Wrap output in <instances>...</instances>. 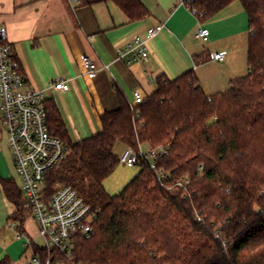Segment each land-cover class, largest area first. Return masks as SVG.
I'll list each match as a JSON object with an SVG mask.
<instances>
[{"label": "trees", "instance_id": "trees-1", "mask_svg": "<svg viewBox=\"0 0 264 264\" xmlns=\"http://www.w3.org/2000/svg\"><path fill=\"white\" fill-rule=\"evenodd\" d=\"M138 21L150 12L140 0H109ZM240 2L248 16V73L207 94L191 70L157 78L143 102L119 90V107L102 129L73 141L52 101L47 122L66 147L46 175L48 198L70 185L96 213L93 233L73 255L84 264H264V0H198L205 19ZM206 55L196 57L197 61ZM120 142L138 153L163 146V173L140 158L138 174L118 194L104 186L120 162ZM20 228L28 213L22 189L2 183ZM41 264H69L58 249L34 245ZM0 264H6L5 260Z\"/></svg>", "mask_w": 264, "mask_h": 264}, {"label": "crops", "instance_id": "crops-1", "mask_svg": "<svg viewBox=\"0 0 264 264\" xmlns=\"http://www.w3.org/2000/svg\"><path fill=\"white\" fill-rule=\"evenodd\" d=\"M140 1L150 14L132 22L109 0H0V23L7 29L26 80L45 92V101L55 104L73 141L102 129L101 117L119 107V90L134 103L135 92L151 94L160 76L175 79L193 70L204 91L212 95L227 90L234 78L248 73L250 27L240 2L199 20L179 6L178 0ZM159 24L163 29L148 41V60L117 58V49L135 36L146 38L148 28ZM200 28L208 29L210 35L196 38ZM215 52H224L226 58L216 61ZM202 55L206 59L197 61ZM83 56L98 63L94 78L86 74ZM58 79L67 80L68 91L50 88ZM120 144L123 153L126 146ZM108 179L104 186L111 194ZM4 181L21 189L0 109V261L32 264L34 245L43 246L39 226L30 213L21 228L13 220L16 206L4 192Z\"/></svg>", "mask_w": 264, "mask_h": 264}, {"label": "built area", "instance_id": "built-area-1", "mask_svg": "<svg viewBox=\"0 0 264 264\" xmlns=\"http://www.w3.org/2000/svg\"><path fill=\"white\" fill-rule=\"evenodd\" d=\"M198 0H178V5L187 8L199 20L205 19V13L197 7ZM163 29L159 24L148 28L147 37L135 36L125 46L117 49V58L126 62L149 59L148 41ZM210 32L200 28L195 34L198 39L207 38ZM213 58L221 62L226 58L224 52H215ZM86 74L90 78L97 75L99 65L88 56H83ZM50 88L68 91L67 80L58 79ZM0 98L2 123L7 134V146L16 166L21 189L27 206L39 226L43 246L58 249L67 257L69 264H84L75 260L73 250L79 238H89L93 233L96 213L91 206L70 185H59L51 198L46 194V175L64 157L66 147L60 138L53 135L47 122L45 107L46 94L28 83L18 61L14 47L8 41L7 29L0 23ZM145 96L136 91L134 103L143 102ZM139 153L126 146L120 156V162L131 168L140 158L150 157V167L163 173L158 159L166 155L163 146L151 147ZM32 264H41L36 255Z\"/></svg>", "mask_w": 264, "mask_h": 264}, {"label": "rangeland", "instance_id": "rangeland-1", "mask_svg": "<svg viewBox=\"0 0 264 264\" xmlns=\"http://www.w3.org/2000/svg\"><path fill=\"white\" fill-rule=\"evenodd\" d=\"M120 142H118L115 146V152L118 156H121V149H119ZM142 150L144 152H147L149 150V147L147 145L142 146ZM121 153V154H120ZM150 161H154V158L150 157ZM140 167L138 165H135L134 167H127L123 163H120L114 173L111 175V177H108L107 182H111V188L112 192L111 195L118 194L130 183V181L135 177V175L138 174L140 171ZM113 182V183H112ZM109 184V183H108ZM110 189V187L108 188ZM110 193V192H109ZM40 241V245L43 244V242Z\"/></svg>", "mask_w": 264, "mask_h": 264}]
</instances>
